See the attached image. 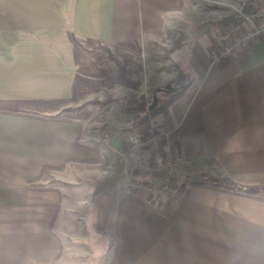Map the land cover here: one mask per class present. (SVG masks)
Listing matches in <instances>:
<instances>
[{
	"label": "crops",
	"instance_id": "crops-1",
	"mask_svg": "<svg viewBox=\"0 0 264 264\" xmlns=\"http://www.w3.org/2000/svg\"><path fill=\"white\" fill-rule=\"evenodd\" d=\"M194 1L0 0V264L108 258L95 253L81 199L47 183L93 158L75 109L82 92L93 96L119 68L128 75L131 61L144 69L159 59L155 47L178 22L189 36L169 54L180 79L160 123L180 167L191 162L184 196L173 217L124 202L114 262L264 264V37L213 61L218 37L194 17ZM157 60L147 74H159ZM151 80L144 89L160 90ZM122 195L96 197L99 231L112 230Z\"/></svg>",
	"mask_w": 264,
	"mask_h": 264
},
{
	"label": "rangeland",
	"instance_id": "rangeland-1",
	"mask_svg": "<svg viewBox=\"0 0 264 264\" xmlns=\"http://www.w3.org/2000/svg\"><path fill=\"white\" fill-rule=\"evenodd\" d=\"M194 2H197L194 17L203 20V26H210L218 37L219 43L210 53L213 61L219 62L228 55L217 57L223 46L232 42L235 36L239 40V45L230 53L249 45L257 38L264 37L262 30L257 35L242 40L249 24L239 12L241 10L244 14L254 13L259 6L264 7V0H195ZM231 13L241 17L242 29H230L217 24L220 19ZM260 18H264V13ZM176 25L166 34L168 39L155 47L160 54V60L145 59L144 69L139 65L138 60L131 61L128 75L119 68L121 75L115 72L104 77L100 89L93 96H87V91L82 92L81 95H85L83 96L85 100L75 109L80 113L82 145L90 150L93 158L81 160L73 167H65L53 173L54 177L47 183L57 182L60 183L59 185H65L74 194L75 199L76 197L81 199L83 219L81 222L92 230L95 253L96 250L100 252L101 249H108V258L99 260L103 264H110L117 238L114 231L116 211L113 215L111 231H99L95 225L94 203L101 191L113 189L123 193L122 196H131L134 191L143 190L147 195L146 200L151 196L152 204L167 213L177 210L182 203L180 201L184 196L186 168L191 162L180 167L172 153V136L162 129L160 123L166 101L171 97L166 90L170 89L172 83L178 84L180 79L179 67L169 58V54L181 43L182 35L189 36L182 23L178 22ZM175 33L177 36L174 37ZM157 59L160 62L159 74H147L152 67V61ZM149 76L154 82L157 79L160 81V90L144 89ZM155 96L157 104L151 107ZM177 202L179 204L175 205ZM85 215H87L86 219ZM84 247L91 249L89 244L82 243V249ZM78 259L79 264H91L93 258L88 262L87 258Z\"/></svg>",
	"mask_w": 264,
	"mask_h": 264
},
{
	"label": "trees",
	"instance_id": "trees-1",
	"mask_svg": "<svg viewBox=\"0 0 264 264\" xmlns=\"http://www.w3.org/2000/svg\"><path fill=\"white\" fill-rule=\"evenodd\" d=\"M219 26L222 27H227L230 29H242V20L241 17H239L238 15H236L235 13H231L225 17H223L222 19H220L217 23ZM126 201H134L139 203L141 206L150 209L152 211L158 212V213H162L164 215H167L168 217H173L176 214V211L171 212V213H167L165 212L163 209H161L159 206L153 205L151 202V196L148 197L147 200L140 202L137 201L135 199H133L130 195L127 196H122L120 199V202L118 204L117 210H116V215H115V220H114V231H115V235L117 238L118 235V219H119V214H120V209L121 206L124 202ZM116 255V250L114 249L113 255H112V259L110 260V264H115L114 260H115V256Z\"/></svg>",
	"mask_w": 264,
	"mask_h": 264
},
{
	"label": "built area",
	"instance_id": "built-area-1",
	"mask_svg": "<svg viewBox=\"0 0 264 264\" xmlns=\"http://www.w3.org/2000/svg\"><path fill=\"white\" fill-rule=\"evenodd\" d=\"M239 12L243 15V17L245 18V20L249 24V28L246 29L245 35L241 38L242 40H244V39L246 40L250 37H253V36L257 35L262 30L264 31V18H260L262 13H264V7L263 6H259L256 9V12H254V13L249 12V14H244V12L242 13L241 10H239ZM238 45H239V40L236 39V36H235V37H233L232 42L223 46L222 50L220 52H218L217 57H222L226 54H229L235 48H237ZM169 165H170V163H169Z\"/></svg>",
	"mask_w": 264,
	"mask_h": 264
},
{
	"label": "water",
	"instance_id": "water-1",
	"mask_svg": "<svg viewBox=\"0 0 264 264\" xmlns=\"http://www.w3.org/2000/svg\"><path fill=\"white\" fill-rule=\"evenodd\" d=\"M157 104V98L156 96L153 98V102L151 104V107H154Z\"/></svg>",
	"mask_w": 264,
	"mask_h": 264
}]
</instances>
